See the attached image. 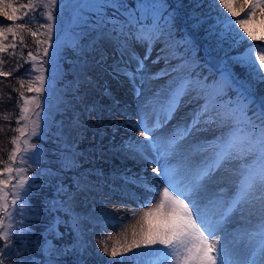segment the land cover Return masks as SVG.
I'll list each match as a JSON object with an SVG mask.
<instances>
[{
  "label": "snow or ice",
  "instance_id": "6c2138e0",
  "mask_svg": "<svg viewBox=\"0 0 264 264\" xmlns=\"http://www.w3.org/2000/svg\"><path fill=\"white\" fill-rule=\"evenodd\" d=\"M237 3L238 0H209V9L216 16L214 26L208 27V34L221 51L228 41L232 45L244 41L264 42V21L256 26V9L264 10V0H241L239 8L236 7ZM41 5L46 11H37ZM56 7L57 0H29V3L19 7L0 0V15L13 22V26L0 28V53L8 54L11 49V55L16 54L15 41L7 45L3 43L8 39L6 33L19 36L20 43L27 47L24 37L20 36L21 32L27 31L36 45L35 51H28L25 59L26 63L31 62L26 69L28 79L19 80L21 87H26L27 92L33 95L25 96L23 91L14 89L22 100L18 124L20 121L24 123L15 129L19 135L11 139L14 147L8 160L3 162L4 167L0 168V264H6L12 255L23 252L27 236L30 235V230L22 220L24 210L31 208L27 197L37 176H29L28 172L32 164H38L41 159L37 145L30 142L31 137L47 136L53 123V110L62 112L73 107L64 98V92L70 89L74 99L83 105L87 93L77 95L81 85L94 86L92 77L86 71L90 64L84 54H96L93 57L95 64L102 65L108 59L106 46H111L114 53L120 56L118 61L109 66L112 73L126 77L137 98L142 96V85L147 81L169 77L165 88L150 96L143 95V100L138 103L141 121L132 127L141 129L139 136L145 140L129 139L121 145L140 160L155 165L151 170L157 176L153 179L162 180L167 186L163 187L161 194L160 185L145 176L127 178V182L148 192L154 189V195L160 199L155 207L140 216L139 231L133 226L132 242L111 248L112 257L122 258L109 261L108 264H264V109L249 115L246 106L233 107L225 103L221 90L194 79L196 73L193 66L199 65L198 57L184 58L181 65L177 66L172 63L176 60V53L168 43L163 44L152 60L153 64L163 60L165 67L150 72L145 62L151 56L155 44L164 39L165 32L158 25L138 27L139 21L131 14L123 20L119 19L118 14L122 15L120 9L127 10L121 0H97L94 7L98 16L91 29L94 35L86 44L77 40L72 45L80 57L70 69L74 80L66 82L64 89H57V80L64 73L57 62L61 44L59 40L53 41ZM141 7L156 10L164 5L141 4ZM109 9L112 10L111 14ZM21 12L22 15H18ZM261 15L264 16V11ZM206 19L202 15H194L193 28L203 26ZM19 20L24 22L16 23ZM170 23L175 26L174 16L170 17ZM167 35L171 38V29L167 30ZM183 39L185 45L191 44L188 38ZM133 43L145 47L142 58L132 48ZM49 49H53L51 55ZM21 56H24L23 52ZM220 58L226 61L224 68L233 82L236 78L232 73L236 67L248 70L257 82H264V44H249L238 56L223 53ZM133 62L135 67L131 66ZM3 63L5 61L0 59V65ZM10 75L11 72L0 71V76ZM241 91L245 93L246 89ZM101 95L108 97L112 106L120 103L106 85ZM188 103L195 106L170 130L162 132L180 107H186ZM100 107L94 102L85 105L84 112H99ZM41 114L44 121L43 136ZM7 118L5 115L4 119ZM79 127H82L80 113L73 111L71 128ZM56 129L53 135L57 138L54 140L57 148L53 154L58 157L60 167L58 171L51 168L45 170L48 177H59L62 172L76 169V157L82 154L78 153L77 144L70 142L69 136L64 133L63 121L56 123ZM205 131H213L214 135L218 132L219 135H215L214 139H199V134ZM174 159H178L179 163L171 164ZM225 172L238 176V180L233 181L235 190L228 197L225 196L224 188L219 191L211 188L213 184L220 183L218 176ZM86 190L88 183L80 176H74L71 185H65L62 178L55 184L54 196L45 207L51 214L46 231L53 239H63L67 233H71L72 244L57 248L46 240V251L50 254L82 250V218L75 212L73 204L76 196ZM247 205L259 206L258 222L239 232L229 233L225 225L234 213L242 212ZM61 227L66 231L61 232ZM220 232H224L223 243L218 238ZM14 240L16 243H13ZM102 247L105 253H109L106 242L102 243ZM134 249L144 251L135 252ZM128 252L132 255L125 256ZM17 264L27 262L18 261Z\"/></svg>",
  "mask_w": 264,
  "mask_h": 264
},
{
  "label": "rangeland",
  "instance_id": "374dc122",
  "mask_svg": "<svg viewBox=\"0 0 264 264\" xmlns=\"http://www.w3.org/2000/svg\"><path fill=\"white\" fill-rule=\"evenodd\" d=\"M147 4H163V8H157L156 10H145L141 14L142 21H149L152 23L158 22L163 23V18L166 20V23H163V26L170 27V28H163L158 25V27L167 33L168 29H171V38L167 35H164V39L156 43L151 56L145 62L147 69L154 73L161 68H164V61L161 60L157 64H153L152 60H154L159 53L163 44L168 43L172 50L176 53V60L172 63L180 66L181 61L184 58L189 59V55L196 54L197 51L194 49V45L192 42V37L189 35L188 31H185V28H180V25L175 22V26L173 27L170 23V17L177 14L180 20H184L183 9L184 5L181 3L180 0H168V4L173 9H169L162 0H144ZM8 3H14L18 7L23 4L29 3V0H6ZM97 0H57V7L54 12V15L57 16V20L55 21V26L53 29V41L59 40L61 44L60 53L58 57V64L60 68L63 70L64 75L57 80L56 87L57 89H64L65 84L68 81H73L74 76L71 73L70 69L73 67V63L80 59L78 56L75 55V51L73 48V42L79 40L81 44H86L90 39L91 35H94L91 32V29L96 22L98 11L94 7ZM42 6V5H41ZM39 8V10L46 11L43 9V6ZM241 6V0H238L236 7L239 8ZM262 9H256V21L257 25L260 26V22L264 21V16L261 15ZM90 13H93V17L90 16ZM18 15H22V12ZM243 15V14H242ZM95 16V17H94ZM91 20L90 22L88 21ZM23 20H19L16 23H23ZM179 25V26H178ZM185 25V24H184ZM13 26V22L8 21L4 15H0V28ZM186 26V25H185ZM146 27H153V25H149ZM28 34L27 31L21 32L20 36H25ZM8 39L4 40V44H11L13 41L16 42L17 48L20 47V39L19 36H13L11 33H6ZM31 38V35H29ZM188 38L191 41L190 45H185V41L183 38ZM40 38V37H39ZM43 38V37H41ZM198 41H202L200 36H196ZM193 40L197 42L194 38ZM33 41V42H32ZM32 44L30 46H35L34 38L31 39ZM248 41L246 43H250ZM262 42V41H261ZM134 44V43H133ZM135 45V44H134ZM245 43H242L236 51H240ZM135 47V46H134ZM192 47V51L189 49ZM34 48V51H35ZM135 49V48H133ZM140 50L139 55L142 58L145 54V47L140 46L137 48ZM182 49V50H181ZM30 51V49H29ZM33 51V50H32ZM53 49H49L50 55L52 54ZM105 51L108 53L107 61L102 65H96L93 57L96 55L94 53H85L84 58L89 61L90 66L86 69L87 74L92 77L94 81L93 85H81L79 92L77 95H84L87 93L83 105L77 102L74 97L73 93L69 89L68 91L64 92V98L71 102L73 107L68 108L66 111L56 112L55 110L52 111L51 119L53 121L49 132L53 133L54 130L56 131V123L63 121L64 124V133L69 136L70 142H75L77 144V151L78 153H82L76 157V161L78 167L74 170H69L65 172V175L62 177L65 185H71L72 178L74 176L83 177L85 181L88 183V190L80 192L74 201L73 207L75 212L79 213L82 218V233H81V242L83 244L82 250L72 249L71 251L65 254H50L46 251L48 245L46 244V240L51 241L53 245L57 248L62 246H70L72 244V234L67 233L63 239H53L48 236L43 245V253L46 257V262L44 264H108L109 261H118L122 257H112L110 255L111 248L116 245H126L132 242V228L133 226L136 227L137 231H139V223L140 216L144 211H147L149 208H153L159 202L160 197L155 196L153 189L152 192H148L143 188L139 187L134 183L127 182L128 177L132 176H145L150 181L157 183L160 185V192L162 194L163 187L167 186L166 183L159 179H153L157 176L156 173L152 172V167L155 165H149L146 162L140 160L138 157L135 156L134 153L130 151L124 150L121 145L123 141L129 139L135 140H145L144 137L139 136V128H133V124H139L141 121V116L139 114L140 108L138 107L139 101L143 100V95H152L157 90L163 89L167 86L169 82V77L162 76L158 80L154 81H147L144 85H142V96L137 98L132 90V86L129 83L128 79L122 75H116L112 73V69L109 67L113 64L114 61H118L120 59L119 53H114L111 46H106ZM12 50H9L8 54L0 53V59L5 61L2 65H0V71L4 72H11V67H14L16 64V59L14 58L15 55H11ZM18 52V51H16ZM234 52V51H232ZM231 52V53H232ZM68 55L66 58H71V60H66L65 56ZM205 56V54H203ZM127 60V56L124 57ZM206 60H210L208 56H205ZM217 60L219 58L217 57ZM71 61L72 63H69ZM30 61L28 65L30 66ZM135 67V64L131 65ZM48 67V66H46ZM196 66H193V70ZM112 73V74H110ZM234 73L238 78L239 76L248 77L249 71L242 68L236 67ZM47 75V74H46ZM116 78H113V77ZM15 77L12 73L10 76H0V124L5 123L2 121L4 116L6 115L8 118H12L16 109V103L12 101L7 103L6 100L9 99L10 93L9 88L12 85V79ZM17 78V77H16ZM202 80L206 85L215 87L221 90V82L215 84H209L208 81L204 80L203 78H194ZM249 79V78H248ZM248 81V80H246ZM247 83L249 86L251 85V80ZM139 83V82H137ZM105 85L108 89L112 92L113 96L116 100L120 103L119 105L113 106L112 108L116 109L118 112L110 117V119L105 122L102 121L103 117L106 116V113H100L93 111L91 114H86L84 112V106L90 105L92 103H98L101 108H108L112 106V103H109L106 96L101 95ZM45 88L47 90L48 84L46 82ZM33 93H28L25 96H31ZM3 98V99H2ZM223 101L225 103L230 104L231 106L235 107L239 104H236L230 100V97H223ZM22 104V100L21 103ZM19 104V105H20ZM18 105V111H19ZM188 107H180V109L176 112L175 117L171 120L168 125H166L161 131L167 132L172 128L177 121L188 113L195 105L188 103ZM73 111L80 113V121L82 127L79 128H71V120L73 117ZM23 121H20L19 125H23ZM12 124V121H11ZM3 125H0V150L8 149L5 152H8L9 149L13 148L14 145L11 146L10 143L3 141L5 137L8 135L3 128ZM43 129H44V121H43V114H41V135L43 136ZM48 132V133H49ZM47 133V134H48ZM77 133H80L78 136ZM215 135H219V133H215ZM214 133L210 134V132H206L202 134L199 139H214ZM14 137V136H13ZM11 141V137L9 138ZM40 137H31L32 143L37 145V150L40 152V145H39ZM10 144V147H9ZM115 148H119V153L117 156H113L112 151ZM56 149V148H55ZM3 156L0 155V159ZM8 156V154H7ZM7 156L5 157L4 161L6 160ZM251 158H249L250 160ZM8 160V158H7ZM6 160V161H7ZM0 163V168L4 166L3 162ZM179 163L178 159H174L171 161V164ZM105 165H115V169L113 171L117 172V174H124L123 178L113 177V180L118 182L119 184H127L129 183V188L137 195L144 199V204L135 205L133 203H126L120 202L119 206H132L133 209L136 207L137 213L136 216H130L129 218L123 217L122 215L113 218H108L105 221H97V217L95 215L98 214H108L110 212L115 213V211H111V209H104L100 208V206L108 204L110 199L106 197L105 192L106 189L102 186V182L104 181L102 176L108 175V168ZM60 167V166H59ZM35 168V164H32L28 175L32 176V172ZM118 174V175H119ZM220 183L217 185L218 187H214V184L211 186L213 191H219L220 188H224L225 196H231L234 192L233 181L238 180V176H234L231 172H225L222 176L218 177ZM57 183L58 180H55ZM30 183V182H29ZM55 183V184H56ZM52 185L53 192L52 195L49 197L51 200L54 196V186ZM114 187H118V185H113ZM119 189V188H118ZM115 191V190H111ZM48 200V201H49ZM150 201V202H147ZM28 202V201H27ZM25 215L22 220L24 224L25 219L28 217L29 209L26 208ZM99 216V215H98ZM125 216V215H124ZM51 217V216H50ZM260 217V210L259 206L247 205L244 207V210L238 211L232 215L229 222L225 225V228L229 233H236L239 232L241 229L246 227H252L255 223L258 222ZM19 220V216H17ZM19 227V225H17ZM61 232H65V228H60ZM111 237V239H109ZM218 238L223 243L224 241V232H220ZM106 242L109 248V253H105L103 251L102 243ZM135 252L144 251V249H134ZM125 256H131L132 253L128 252L124 254Z\"/></svg>",
  "mask_w": 264,
  "mask_h": 264
},
{
  "label": "trees",
  "instance_id": "16d2710c",
  "mask_svg": "<svg viewBox=\"0 0 264 264\" xmlns=\"http://www.w3.org/2000/svg\"><path fill=\"white\" fill-rule=\"evenodd\" d=\"M180 1L184 5V9L182 11L183 15L185 16L184 20H180L177 14H174V17L175 22L180 25V28H185V30L189 32V35L192 37V45H194L193 47L195 51H197L196 54L189 55V59L193 57H198L199 59V65L194 68V71L196 73L195 77L206 79L211 83H216L219 80H224L226 82L224 87L225 95L231 97L232 101H234L235 103L248 106L249 115H252L253 111L264 109V82H257L251 76H239L240 78H238V76H236L234 72L232 73V75L235 76L236 79L235 82H233L231 77H229L228 72L225 71L224 64L226 63V61L220 58L223 53H227V55L229 56H238L247 49L249 44L264 43H262L261 41H251L250 43H246L248 41H244L232 45L231 41H228L227 44L223 45V50L221 51L220 48H217L215 40L208 34V27L214 26L216 16V13L214 11H210L209 9V0ZM121 2L125 5L127 10H125L124 8L120 9V13H122V15L118 14L119 19L123 20L129 14H131L139 21V24L137 25L138 27L158 23H152L149 21L141 20V14L146 10L141 7V4H146L144 0H121ZM162 2L165 3V5L169 9H171V11L173 10L168 4V0H162ZM197 5H201V7H197ZM37 11L40 10L37 9ZM111 11L112 10L109 9V14H111ZM194 15H202L207 18L204 21L203 26L197 29H194L192 25V17ZM90 16L93 17V13H90ZM162 18L163 20H165L164 17ZM91 20L88 19L89 22ZM29 35L30 34L28 33L24 36V43L27 45V47L21 44L18 50H15L16 54L14 58L16 59V64L14 67H11L12 73L15 77H13L12 85L9 88L10 96L8 97L10 98L7 99L6 102L10 103L12 101L13 103L17 104L16 109H14L15 113L12 118H3L2 121L5 123L0 124L3 125V127H8H2L5 131L6 129H8V131H6L8 135L3 141L8 142L10 144L11 142L9 138L11 137L12 139L13 136L15 137L19 135L17 132H15V129L20 126L18 124L19 111L17 108L18 105L21 103V100L18 98V93L14 91V89H19L20 91H23L25 95L28 94L26 87L22 88L19 83V80L28 79V76L26 75V69L29 68V62L26 63L25 59L27 57L29 49L34 51L35 48V46L29 47V44H32L33 42H31L32 37L30 38ZM196 36H200L203 42L198 41ZM193 38L197 42H195ZM242 43H245L246 45L243 46L242 49L237 52L236 49H238ZM189 49L191 50L192 47H190ZM213 49L216 50L213 51ZM21 52H23L24 54L23 57L21 56ZM203 54H205V56H208L210 60H206ZM67 56L68 55H66L65 58ZM74 56H77L76 53ZM217 57L219 58V60H217ZM66 60H71V58H66ZM223 71L226 72V74L223 78H221L220 74ZM246 80H251L252 87L247 84L249 82ZM241 89H246V92L242 93ZM55 132V130L53 133L49 132L47 136H45L44 138H40L39 140L41 159L38 164H35V168L32 172V176H37V179L35 181V185L29 190V195L27 197L28 205H30L31 208L29 209L28 217L27 219H25L24 225L27 229L30 230V235L27 236L25 250L18 254L12 255L6 260V264H17L18 261L27 262V264H44L46 262V257L43 253V245L45 240L49 236V233L46 231V228L51 220V214L45 210V207L47 201L49 200V197L52 195V185L56 183L55 180H59L65 175V172H62L59 177H48L47 175H45V170L49 168H51L53 171L59 170V164L57 163L58 157L53 154V150L57 148V144L54 143V140L57 139L53 135ZM7 149L8 147L5 149V151L4 149L3 151L2 149L0 150V155L3 154L0 159V163L2 162V160L4 161L7 154V158L9 157V154L13 148L9 149L5 155ZM3 167L4 166H2L1 168ZM49 237L51 238V236ZM13 243H16L15 240L13 241ZM16 247L19 248V245L17 244Z\"/></svg>",
  "mask_w": 264,
  "mask_h": 264
},
{
  "label": "bare ground",
  "instance_id": "6f19581e",
  "mask_svg": "<svg viewBox=\"0 0 264 264\" xmlns=\"http://www.w3.org/2000/svg\"><path fill=\"white\" fill-rule=\"evenodd\" d=\"M109 103H112L111 100L108 99V97H106ZM121 106V105H119ZM113 106H110L108 108H101L100 109V113L105 112L106 116L103 117L102 121L107 122L110 117L116 113H121L122 112H118L116 109L112 108ZM110 109V112H109ZM119 148H115L112 151L113 156H117V154L119 153ZM108 168V175H104L102 176L103 178V182H102V186L104 187V189H106L105 195L107 198L110 199L108 204L102 205L100 206V208H104V209H111V211H115V213L111 214H98L95 215L97 217V221H105L106 219H108V217L113 218L114 216L118 217L120 215H122L123 217H127L129 218L130 216H133V213H137V209L134 208L132 206H119L120 202H126V203H133L135 205H139V204H144V199H142L141 197H138L137 195H135V193L129 188V183L127 184H119L117 181L115 182L113 180V177H119V178H123L124 174H117V172H114L115 169V165H105ZM113 185H118V187H114ZM119 188V189H118ZM111 190H115V191H111ZM125 215V216H124ZM136 216V215H135Z\"/></svg>",
  "mask_w": 264,
  "mask_h": 264
}]
</instances>
